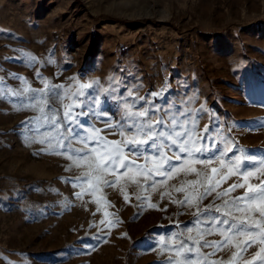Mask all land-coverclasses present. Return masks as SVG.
Instances as JSON below:
<instances>
[{
    "label": "rangeland",
    "instance_id": "rangeland-1",
    "mask_svg": "<svg viewBox=\"0 0 264 264\" xmlns=\"http://www.w3.org/2000/svg\"><path fill=\"white\" fill-rule=\"evenodd\" d=\"M25 53L36 58L33 65ZM37 72L65 85L75 78L107 87L114 77L138 88L134 94L139 96L167 85L164 105L194 111L203 105L208 111L201 114L197 132L217 128L233 147L229 157H264V0H0V77L18 89L20 81L10 76L16 74L38 89ZM110 105L106 110L118 119L114 102ZM36 114L0 98V264H163L168 253L159 254L158 246L147 251L149 241L192 226L195 208L173 200L184 198L175 189L196 175L157 174L155 181L162 182L152 187L153 181L145 183L133 168L115 187L101 182L90 192L84 184L77 198L81 187L72 182L88 169L25 139L21 125ZM96 127L104 125L96 121ZM101 134L120 139L108 130ZM193 166L213 182L227 173L219 162ZM239 182L242 177L231 175L217 191ZM244 191L237 188L230 195ZM109 220L120 223L109 228ZM98 234L99 241L92 238ZM203 239L225 238L214 233ZM236 243L226 242L210 259L245 264L258 250L254 246L243 260L232 259Z\"/></svg>",
    "mask_w": 264,
    "mask_h": 264
},
{
    "label": "snow or ice",
    "instance_id": "snow-or-ice-1",
    "mask_svg": "<svg viewBox=\"0 0 264 264\" xmlns=\"http://www.w3.org/2000/svg\"><path fill=\"white\" fill-rule=\"evenodd\" d=\"M25 56L29 65L36 62L31 54L25 53ZM10 76L19 80L21 87L10 88L0 77V98L8 97L17 108L37 113L21 125L25 129V139L30 143L44 144L46 147L42 151L47 154L62 155L77 167L88 169L72 182L73 187H81V191L75 193L77 198L84 193V184L89 186L90 192H94L95 185L101 182L104 186L115 187L119 177H128L133 168L145 183L152 180V187L162 182L155 181L157 174L168 178L181 172L196 175L197 179L175 189L184 192V198L173 200V203L195 208L192 226L172 232L167 238L159 236L149 241L147 251H156L158 246L159 254L168 253L163 264H220L210 257L232 240H237V252L233 253L232 259L239 256L243 260L248 249L258 246L245 264H256L257 261L264 264V179H260L264 177V157L257 159L246 154L229 157L233 147L217 128L206 126L203 132H197L201 114L208 111L203 105L195 111L188 107L176 108L172 102L165 106L167 85L158 92L139 96L134 94L138 88L133 89L114 77L109 78L107 87L100 86L99 81L80 83L75 78L74 83L65 85L52 83L37 72L36 77L42 84L37 89L32 88L24 77ZM13 97L16 99L12 100ZM158 100L161 103H157ZM110 102H114L118 119H113L105 108ZM96 121H101L104 128H97ZM105 130L112 135L118 134L120 139L109 140L107 135L101 134ZM221 141L223 143L218 146ZM237 151L244 152L243 149ZM138 159L145 163L137 164ZM213 162H219L222 168L227 167V173L214 182L207 173L193 166L199 164L207 168ZM119 169L125 171L121 173ZM211 172L217 174L218 169L213 167ZM109 174L116 179H103ZM231 175H239L243 182L217 191ZM253 177L260 182H249ZM132 182L139 184L137 179ZM237 188L245 189L243 195L231 196ZM213 193V201L201 206L203 200ZM125 200H128L127 196ZM217 200L221 202L216 203ZM118 223V220H109L107 226L111 228ZM194 231L195 236L192 235ZM214 233L225 239L220 242L203 239ZM92 238L99 241L101 237L98 234ZM202 248H211L212 251L203 253ZM93 250L94 246L89 245L88 251Z\"/></svg>",
    "mask_w": 264,
    "mask_h": 264
},
{
    "label": "trees",
    "instance_id": "trees-1",
    "mask_svg": "<svg viewBox=\"0 0 264 264\" xmlns=\"http://www.w3.org/2000/svg\"><path fill=\"white\" fill-rule=\"evenodd\" d=\"M257 24H258V26H260V25H262L263 23H262V22H258Z\"/></svg>",
    "mask_w": 264,
    "mask_h": 264
}]
</instances>
